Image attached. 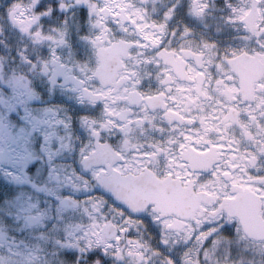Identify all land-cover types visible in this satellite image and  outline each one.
<instances>
[{
  "label": "flooded vegetation",
  "instance_id": "flooded-vegetation-1",
  "mask_svg": "<svg viewBox=\"0 0 264 264\" xmlns=\"http://www.w3.org/2000/svg\"><path fill=\"white\" fill-rule=\"evenodd\" d=\"M125 1L51 0L25 12L11 4L0 17V82L28 88L59 77L76 98L60 106L69 124L72 108L87 109L80 126L92 138L86 160L99 186L131 176L139 191H174L196 210L150 203L139 214L126 209L123 221L95 194L84 212L94 236L81 245L57 232L49 241L58 261L263 262L264 238L247 237L229 212L255 213L264 234V0ZM43 11L65 33L43 30ZM22 43L32 44L30 56ZM13 235L0 227L1 243Z\"/></svg>",
  "mask_w": 264,
  "mask_h": 264
},
{
  "label": "snow or ice",
  "instance_id": "snow-or-ice-1",
  "mask_svg": "<svg viewBox=\"0 0 264 264\" xmlns=\"http://www.w3.org/2000/svg\"><path fill=\"white\" fill-rule=\"evenodd\" d=\"M59 79L42 75L28 88L0 82V227L13 240L70 227L95 194L127 211L93 179L92 138L80 126L87 109L78 103L69 124L60 106L76 98Z\"/></svg>",
  "mask_w": 264,
  "mask_h": 264
},
{
  "label": "rangeland",
  "instance_id": "rangeland-1",
  "mask_svg": "<svg viewBox=\"0 0 264 264\" xmlns=\"http://www.w3.org/2000/svg\"><path fill=\"white\" fill-rule=\"evenodd\" d=\"M51 0H0V17L3 19V16L6 15L9 11V6L11 4L17 5L23 8V11L25 12V7H27L28 4L32 5L33 7L37 8L38 5L41 4V6L45 8L48 4H50ZM65 1V0H61ZM107 3L111 4H122L127 3L125 0H106ZM49 11H43L39 13V17L44 16V22L42 25L43 30L51 29L53 28L56 31L62 32V30L65 33L66 26L58 27L55 23H52V21H46L47 15ZM112 13V12H111ZM43 15V16H41ZM57 19L61 20H69L68 15L66 17L58 16ZM3 27L4 31V25L3 22H0V28ZM46 27V29H44ZM69 27V23H68ZM36 28V27H35ZM65 29V30H64ZM50 32V30H48ZM2 32V30H1ZM150 34V33H149ZM153 34V33H152ZM2 35V34H1ZM70 39H68L69 41ZM19 43V42H18ZM21 46H26L27 52L26 56H30L32 46L31 43L21 44ZM2 51H4L2 49ZM70 54V52H68ZM1 58H4L6 56L5 53L0 54ZM83 105V104H82ZM97 205V204H95ZM106 205V204H104ZM86 207H81V212L83 213V219L81 220L80 212L77 213V219L72 222V225L67 229H62L65 233L68 235H71V238L73 241H76V243L84 244L85 236L90 237L94 236V230L90 232L88 228L86 227L87 221L84 218V212L86 211ZM114 215L117 214V218H120L122 216V220L126 221L128 217L123 213L121 210L115 209L113 210ZM92 226L95 227L96 224L93 222ZM58 235L59 233L53 232V233H47L44 235H40L39 233H33V235L26 239L25 241L21 242L19 240L14 241L12 238H6L5 240H2V243L0 242V264H62L59 260V253L60 251L57 249H54L51 247V243L49 239L52 238L53 235ZM58 238L61 239L62 236L59 234ZM166 252L164 251H158L157 255L159 257H162L165 255ZM264 255V253H263ZM264 259V258H263ZM253 264H264L260 261L252 260Z\"/></svg>",
  "mask_w": 264,
  "mask_h": 264
},
{
  "label": "water",
  "instance_id": "water-1",
  "mask_svg": "<svg viewBox=\"0 0 264 264\" xmlns=\"http://www.w3.org/2000/svg\"><path fill=\"white\" fill-rule=\"evenodd\" d=\"M100 187L111 193L115 201H118L133 214L141 213L150 203L155 204L159 211L166 213L189 215L196 210L195 203L185 201L182 195L179 196L174 191L165 193L164 188H155L162 190V192H155V194L154 192L148 194V192L139 191L140 188L134 183L131 176H114L109 182L104 180L100 182ZM177 197H181L182 200L174 201ZM229 215L238 218L240 227L247 237L264 238L262 229H257L258 217L255 213L251 217H247L244 212L232 211L229 212ZM114 232L113 226H108L105 231L106 234H110L109 236L113 235ZM106 236L108 238V235Z\"/></svg>",
  "mask_w": 264,
  "mask_h": 264
}]
</instances>
